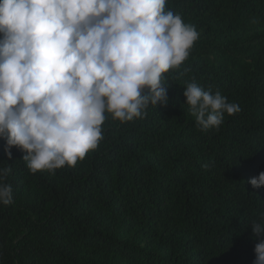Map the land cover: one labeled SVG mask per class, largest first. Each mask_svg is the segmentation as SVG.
<instances>
[{
  "label": "trees",
  "instance_id": "obj_1",
  "mask_svg": "<svg viewBox=\"0 0 264 264\" xmlns=\"http://www.w3.org/2000/svg\"><path fill=\"white\" fill-rule=\"evenodd\" d=\"M199 39L163 81L167 105L110 116L74 167L32 174L0 138L13 203L0 204V264H253L264 213V0H168ZM241 111L202 130L187 84ZM208 167L205 168L204 165Z\"/></svg>",
  "mask_w": 264,
  "mask_h": 264
},
{
  "label": "clouds",
  "instance_id": "obj_2",
  "mask_svg": "<svg viewBox=\"0 0 264 264\" xmlns=\"http://www.w3.org/2000/svg\"><path fill=\"white\" fill-rule=\"evenodd\" d=\"M168 0H0V138L25 153L32 174L74 167L104 139L109 116L143 118L169 102L165 74L199 39ZM186 104L202 130L241 111L219 91L187 84ZM208 167L207 164L204 165ZM0 167V204L13 203ZM264 187V172L250 180ZM253 264H264V213L251 225Z\"/></svg>",
  "mask_w": 264,
  "mask_h": 264
}]
</instances>
